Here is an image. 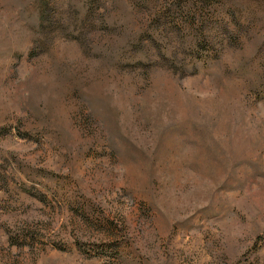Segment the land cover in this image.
I'll list each match as a JSON object with an SVG mask.
<instances>
[{
	"label": "rangeland",
	"instance_id": "rangeland-1",
	"mask_svg": "<svg viewBox=\"0 0 264 264\" xmlns=\"http://www.w3.org/2000/svg\"><path fill=\"white\" fill-rule=\"evenodd\" d=\"M152 1L185 21L163 49L216 58L119 69L68 0L45 39L38 1L0 0V264H264V0Z\"/></svg>",
	"mask_w": 264,
	"mask_h": 264
},
{
	"label": "trees",
	"instance_id": "trees-1",
	"mask_svg": "<svg viewBox=\"0 0 264 264\" xmlns=\"http://www.w3.org/2000/svg\"><path fill=\"white\" fill-rule=\"evenodd\" d=\"M36 1H38V15L41 22L38 32L45 39L46 29L42 30V25H45V23L56 24L55 18L51 20L56 16L55 2L54 0ZM106 2H111L110 4L114 5L116 0H68V6L74 11L70 23L73 28L69 24L67 28L70 30L71 33L69 34L71 35L67 37L76 40L80 46L84 47L85 44L92 41L88 36L91 35L92 30L95 31L97 29L95 28L97 24H100V29L104 33L110 32V34L118 35V38H125L127 41L121 47L109 50L111 48V45H109V51L105 52L106 59L112 60L115 63V67L125 69L130 62L145 70L154 66L173 70L176 69V66H180L181 72L184 73L190 66L197 70L201 65L206 66L210 60L216 58V54L212 55L209 50L212 45L208 38L204 39L203 42H198L201 39H196L191 46L185 45L183 41L182 46H186V50H182V52H180L181 50L163 49L167 46L170 47L168 44L175 43L173 38L166 36L167 33L175 32L177 35V33L180 34L182 31L179 23H184L185 21L180 13L172 15V10L169 8L167 11H160L156 13V16H152V7L150 8V5L153 1L139 0L136 5V11L140 10L144 15L152 16L151 18L146 16L147 20L143 23L136 21L126 22L123 19L116 20L115 18L108 21L106 20V14L100 15L97 13L101 8H108L110 4L106 5ZM124 11H129V9L125 7ZM171 16L178 23L170 21ZM61 22L60 20L57 24ZM120 22L122 23L120 24ZM136 23L141 26V29L133 34V28ZM87 46L88 44L85 47L87 48ZM199 51H206L207 55L204 56Z\"/></svg>",
	"mask_w": 264,
	"mask_h": 264
}]
</instances>
